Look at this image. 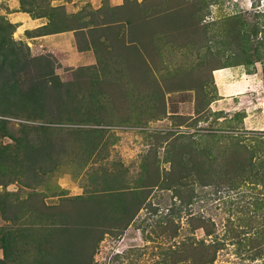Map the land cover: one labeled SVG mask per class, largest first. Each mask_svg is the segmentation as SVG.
Here are the masks:
<instances>
[{
  "label": "rangeland",
  "instance_id": "obj_1",
  "mask_svg": "<svg viewBox=\"0 0 264 264\" xmlns=\"http://www.w3.org/2000/svg\"><path fill=\"white\" fill-rule=\"evenodd\" d=\"M20 2L36 13L62 4L88 22L101 7L98 23H133L78 36L93 64L62 65L34 47L16 66L15 56L0 59V80L43 94L42 106L0 110V149L14 155L11 137L30 132L58 162L39 184L13 180L0 191L27 200L24 209L38 202L74 215L107 208L101 192L117 176L127 188L153 177L133 219L102 235L92 264H264V0H124L117 10L105 0ZM6 3L0 32L25 42L10 33ZM42 124L52 130L37 133ZM187 150L210 165L179 180ZM8 226L0 214V258Z\"/></svg>",
  "mask_w": 264,
  "mask_h": 264
},
{
  "label": "trees",
  "instance_id": "obj_2",
  "mask_svg": "<svg viewBox=\"0 0 264 264\" xmlns=\"http://www.w3.org/2000/svg\"><path fill=\"white\" fill-rule=\"evenodd\" d=\"M124 5L125 3L111 6L109 3L110 9L116 10L124 8ZM21 8L33 16L48 18L47 24L39 29V32L42 33L74 29L79 30L80 34L87 30V33L93 34L100 28L102 30L115 28L118 21L125 24L133 23L132 17L115 20L109 15L98 23L97 20L102 13L101 7L97 9L98 13L93 16L91 22L84 21L81 17L74 19L62 4L51 6L50 11L45 13H36L22 6ZM9 25L12 27L10 33H13L15 25L12 22H9ZM24 49L30 50L27 43L8 41L0 32V59L7 60L10 56H15L16 60L10 62L12 66H16ZM42 102V92L37 90L26 92L17 78L0 80V110H7L12 106L19 105L37 107L42 106ZM33 128L37 133L52 130L50 125L44 124ZM80 131L94 143L99 139L94 130L83 129ZM29 133L25 132L21 137H11L16 143L14 155L0 149V186L13 180L23 182V179L26 186H32V184L34 186V184L42 182L43 179L40 175H45L57 166L58 162L53 159L50 153V144L40 138L38 142L34 143ZM236 150L232 153H236L238 151ZM182 152V154H187V158L184 160V157L180 155L178 162L180 172L177 173L176 178L180 180L195 172L202 176L204 168L210 165L207 160L195 158L192 151ZM204 154L211 156L208 151H205ZM231 159L230 157L227 162L229 166L235 165ZM238 165L241 166L239 167L242 168L241 171H244L245 163H238ZM260 165L264 167V159ZM115 178L113 181L116 185L105 188L103 193L101 192L104 203L108 204L107 208L91 207L79 210L74 215L61 210L51 211V208L46 204L37 205L38 202L30 203L28 209H24L25 203H28L27 200L19 199L18 196L13 198L14 194L0 191V214L6 222H10V226L4 229L2 235L3 258H0V264H21L24 257H29L27 264H92L93 254L107 228L127 225L142 206L148 188L157 185V181L153 177H145L141 179V183L131 188L117 187L118 176ZM33 198L38 199L37 192H34ZM260 251L262 253V249ZM212 260L214 259L212 258Z\"/></svg>",
  "mask_w": 264,
  "mask_h": 264
},
{
  "label": "crops",
  "instance_id": "obj_3",
  "mask_svg": "<svg viewBox=\"0 0 264 264\" xmlns=\"http://www.w3.org/2000/svg\"><path fill=\"white\" fill-rule=\"evenodd\" d=\"M107 1L111 6H119L124 2V0ZM6 2L8 8L6 15L16 27L15 34L17 38L25 41L29 47L43 44L49 49L50 53L58 57L62 65L70 67L93 64L96 61L93 49L80 50L78 46L79 30L39 32V29L48 22L46 16H33L30 12L23 10L20 0H6Z\"/></svg>",
  "mask_w": 264,
  "mask_h": 264
},
{
  "label": "built area",
  "instance_id": "obj_4",
  "mask_svg": "<svg viewBox=\"0 0 264 264\" xmlns=\"http://www.w3.org/2000/svg\"><path fill=\"white\" fill-rule=\"evenodd\" d=\"M32 50L38 54L49 53V49L43 44H38L36 47L32 48Z\"/></svg>",
  "mask_w": 264,
  "mask_h": 264
}]
</instances>
